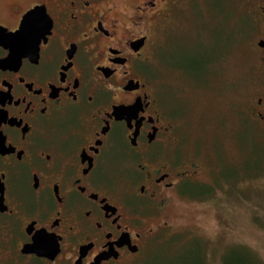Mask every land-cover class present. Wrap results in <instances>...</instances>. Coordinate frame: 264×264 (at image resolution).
<instances>
[{
	"label": "flooded vegetation",
	"instance_id": "obj_1",
	"mask_svg": "<svg viewBox=\"0 0 264 264\" xmlns=\"http://www.w3.org/2000/svg\"><path fill=\"white\" fill-rule=\"evenodd\" d=\"M193 3L0 0L5 33L35 8L50 23L36 49L0 41V264H145L175 199L216 189L218 173L203 192L183 109L161 82L162 68L183 72L161 35L179 13L195 18ZM245 3L261 79L246 110L263 123L264 0ZM219 60L181 75L204 84Z\"/></svg>",
	"mask_w": 264,
	"mask_h": 264
},
{
	"label": "rangeland",
	"instance_id": "obj_2",
	"mask_svg": "<svg viewBox=\"0 0 264 264\" xmlns=\"http://www.w3.org/2000/svg\"><path fill=\"white\" fill-rule=\"evenodd\" d=\"M193 9L195 18L181 12L167 22L165 58L187 75L213 56L220 70L199 85L162 68L161 82L183 109L176 120L202 166L203 192L218 174L219 183L205 196L175 199L169 229L149 243L145 264H225L241 255L264 264V122L246 110L261 81L253 71L257 33L245 0H194Z\"/></svg>",
	"mask_w": 264,
	"mask_h": 264
},
{
	"label": "water",
	"instance_id": "obj_3",
	"mask_svg": "<svg viewBox=\"0 0 264 264\" xmlns=\"http://www.w3.org/2000/svg\"><path fill=\"white\" fill-rule=\"evenodd\" d=\"M40 8H35L28 12L22 20L20 29L12 34L5 33L0 28V41L6 39L11 44L10 50H18L19 52L35 49L38 46L40 38H42L50 27L49 19ZM10 46V45H9Z\"/></svg>",
	"mask_w": 264,
	"mask_h": 264
},
{
	"label": "trees",
	"instance_id": "obj_4",
	"mask_svg": "<svg viewBox=\"0 0 264 264\" xmlns=\"http://www.w3.org/2000/svg\"><path fill=\"white\" fill-rule=\"evenodd\" d=\"M200 264H202V262ZM225 264H260V263L257 261V259L256 261H253L250 258L248 259L247 256L241 255L239 260H236L235 262H231V263L226 262Z\"/></svg>",
	"mask_w": 264,
	"mask_h": 264
}]
</instances>
